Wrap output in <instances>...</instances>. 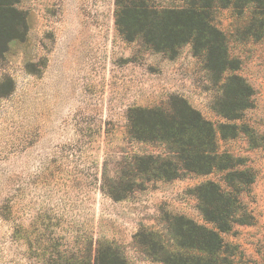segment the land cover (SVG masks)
<instances>
[{
	"label": "rangeland",
	"instance_id": "374dc122",
	"mask_svg": "<svg viewBox=\"0 0 264 264\" xmlns=\"http://www.w3.org/2000/svg\"><path fill=\"white\" fill-rule=\"evenodd\" d=\"M149 1L183 6L180 0ZM116 3L19 5L28 19L26 41L0 57V264H67L59 259L64 252L90 253L93 264L103 242L119 247L130 264H163L160 252L142 244L144 235L153 233V242L173 246V217L212 228L194 190L208 181L226 189L224 173L137 182L129 191L123 178L128 158L162 152L158 145L130 140V111L166 107L174 96L216 126L220 153L254 174L241 195L251 224L235 225L222 237L229 264H264V37H240L242 20L233 9L214 12L215 24L227 34L229 57L239 67L234 74L254 92L252 107L240 120L228 121L216 105L232 73L218 81L191 45L172 58L140 40H124L115 25ZM221 124L247 131L223 140ZM16 225L27 230L25 241L15 238Z\"/></svg>",
	"mask_w": 264,
	"mask_h": 264
},
{
	"label": "trees",
	"instance_id": "16d2710c",
	"mask_svg": "<svg viewBox=\"0 0 264 264\" xmlns=\"http://www.w3.org/2000/svg\"><path fill=\"white\" fill-rule=\"evenodd\" d=\"M24 0H0V57L6 56L12 44L25 42L28 34L26 13L19 8ZM180 7H158L149 0H117L115 25L126 41L136 40L149 49L176 57L183 46L191 45L195 57L203 59L205 69L223 81L216 111L228 121H238L252 107L253 89L246 80L234 74L239 70L229 57L227 34L214 20L218 9H233L242 20L237 32L242 38L264 37V0H180ZM10 81L7 86L10 87ZM3 96V95H1ZM128 136L136 143L158 145L162 152L134 155L128 158V191L141 183L172 181L187 175L208 176L224 173L226 189L214 181L196 187L198 209L209 228L184 217H173L170 233L173 246L153 242L150 233L142 244L160 252L163 264H229V246L222 234L235 225H250L253 217L246 211L241 195L254 183L253 173L238 169L239 160L220 153L216 126L182 97H171L166 107L138 108L130 111ZM246 127L221 124L223 140L234 139ZM122 178V179H123ZM140 183L138 185V183ZM127 190V189H126ZM125 190V191H126ZM111 192V191H110ZM112 197L113 193H109ZM116 200L122 198L113 197ZM39 232V227H37ZM15 238L26 240L27 230L16 225ZM143 235H137L141 237ZM149 238V239H148ZM67 264H90L88 257L67 253L59 256ZM93 264H130L119 247L98 243Z\"/></svg>",
	"mask_w": 264,
	"mask_h": 264
}]
</instances>
